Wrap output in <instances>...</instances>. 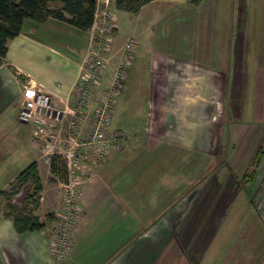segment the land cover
Instances as JSON below:
<instances>
[{
  "label": "crops",
  "instance_id": "obj_1",
  "mask_svg": "<svg viewBox=\"0 0 264 264\" xmlns=\"http://www.w3.org/2000/svg\"><path fill=\"white\" fill-rule=\"evenodd\" d=\"M153 1L134 14L144 22L139 35L156 38L149 40L148 53L137 56L135 39L110 122L126 140L90 166L69 253L56 259L50 251V229L63 198L48 194L43 182L33 211L42 229L18 233L0 200V264H248L237 242L227 251L218 239L234 205L242 209L253 201L251 183L239 182V175L264 148V43L261 37L249 41L245 30L238 37L233 22L216 47L207 37L204 2L167 9ZM91 45L90 28L54 17L26 18L8 40L0 63V192L40 163L34 123L16 118L23 84L32 80L57 106L70 101ZM249 45L257 58L252 84ZM114 72L110 63L104 84L110 85ZM212 162L220 163L213 172ZM242 217H233L231 243ZM257 256L253 264H259Z\"/></svg>",
  "mask_w": 264,
  "mask_h": 264
},
{
  "label": "rangeland",
  "instance_id": "obj_2",
  "mask_svg": "<svg viewBox=\"0 0 264 264\" xmlns=\"http://www.w3.org/2000/svg\"><path fill=\"white\" fill-rule=\"evenodd\" d=\"M181 2L184 4L193 5L195 8H197L200 3L204 2L203 10H207L209 12L210 23V26L208 27L207 37L212 44L216 45V47L226 28H230V24L233 25V22H235V26L237 25V27H239V29L237 30L238 37L242 38L244 36L245 30V35L247 36V39L249 41H252L253 39L258 41L261 37L262 43H264V0H178V2L176 0H154L153 4L158 6H165L167 7V9H170L172 6H175V4H181ZM113 5L111 6V9L115 13L117 29L115 31L114 36H112L111 41L109 42L108 49L106 50V61L105 66L103 68V72L106 71V68L109 66L110 63H114L116 72L118 66H120L122 47L127 38L133 36V38L138 40V48L140 47V51L138 50L136 52V56L139 53H148V49L151 48V43L149 42V40L154 42V38H156L153 37V35L147 37V32L144 35H139L138 30L143 27L142 25L144 22H142V20H140L139 17L136 16L134 13L121 10L122 8L117 7L115 4ZM153 6L154 5L152 4H148V6L146 7L150 9ZM149 9H146L145 12H143V15H145V17L146 11H148ZM134 49L132 50L133 52ZM251 49L252 46L249 45L247 59V81L252 84L254 82V78L256 77L257 58ZM136 56L134 57L135 60ZM131 63L132 61L130 62V64ZM129 65H127V67H124L126 71ZM139 67L143 68L144 66L141 65ZM83 70L84 67H82L80 71H78L79 74L78 76L76 75L74 83L71 86L70 93L72 94V99L67 102H62V104L59 106L55 105L52 102L53 107L64 108L62 113L56 114L55 112H52L49 114V112L45 113L43 110H41L40 112H36V114L39 116V120L36 123V129L38 132L34 137V141L37 144L40 153V163L36 165V171L40 179L41 186L44 182L46 187H48V194L52 195V197L57 196L58 198H63L60 184L64 181L60 179L58 174H54L50 171L49 161L52 156H54L55 159L60 162V164L62 162L64 164H67L66 166L70 170V173L73 175V177H75V179L79 181L81 194V185L84 183L86 177L91 173L90 166L94 167L98 163L103 162L114 151V148H111L109 152L106 153H88V155L84 157L83 160L78 162L75 160V158L77 157V152L81 153L83 151L82 148L78 144H76V141L78 142L79 140H81L82 137L86 134V130L89 128L88 124L90 123L93 116L92 112L95 104L105 99L104 97H95L93 98L94 102L90 101L85 109L81 107L78 108V102L75 95V87L76 81L78 80V77ZM121 84L122 83H120V85ZM100 86L102 88H108L110 85H106L102 81ZM120 88L121 87H119V90ZM112 104L114 105V102H112ZM72 106L78 110H81L82 115L85 117V120L83 122L78 120L77 117H79V113H75V110L73 111V109L71 108ZM117 115L120 114L117 113ZM72 121L75 122V124L69 127V123ZM263 149H258L256 151L255 158H257V160L254 161L252 167L250 166L251 168H248L249 171H253V174L250 177L251 180L249 181V183L251 184L248 185V191L252 195L251 198L253 201L249 203V201L247 200L248 203L246 202L243 205L242 209L236 208V206H238L236 203L239 199L236 201V205H234L232 210L229 212L227 219L225 220L223 228L220 231L221 235H219L218 239V241H220V243L225 246L227 251H229L232 246L236 245L237 242V248L244 255H246L248 264H253L255 261H257V254H259L260 257L259 264H264V159L261 158L263 154ZM219 167V162H212L211 172L218 169ZM214 176H216V174ZM239 176L242 178H239V182L240 180L244 181L245 178L249 177L248 174L245 172L240 174ZM228 179L224 178V185L226 181H228ZM33 187L34 185L30 181H26V183H21L17 180H14V182L9 186V188L5 190L6 193L10 194V196L7 197L2 194L0 195V200L3 205V208L8 198L10 199V202L16 205H20L23 199L25 198L26 194L32 193ZM79 199L80 196L77 198V204L79 208L78 216L81 214V206L79 204ZM181 202L183 205L185 199L181 200L179 203ZM41 210L42 208L40 209V212ZM235 215L243 216L242 219L238 222V225H240L239 228L242 229L240 232L241 234L239 233L238 237L235 240L233 239L235 242H233L232 240L231 243L230 236L232 234V225L234 223L233 217L235 219ZM54 222L55 219L53 223ZM52 228L53 224L51 226V229ZM255 228L259 230L258 232L261 236L255 232L256 230H251ZM72 229L74 230V228ZM249 231L250 233L247 234L246 232ZM247 254H250V256L248 257ZM230 255L231 254L228 252L227 258H230Z\"/></svg>",
  "mask_w": 264,
  "mask_h": 264
},
{
  "label": "built area",
  "instance_id": "obj_3",
  "mask_svg": "<svg viewBox=\"0 0 264 264\" xmlns=\"http://www.w3.org/2000/svg\"><path fill=\"white\" fill-rule=\"evenodd\" d=\"M115 4V0H96L94 20L91 30L92 45L89 53L84 61V70L78 77L75 87V95L78 102V108L85 109L90 101L94 102L95 97H104L101 102H98L93 107L92 119L88 124L89 128L86 134L82 137L78 144L82 148V152H77L75 160L81 161L88 153L95 154L109 152L111 148L119 149L126 140V134L121 130L111 129L110 122L116 95L122 83L127 65L132 61L133 49L136 45V40L133 37L127 38L124 42L120 58V66L114 73V77L108 88H102L101 80L103 68L106 61V50L109 42L114 36V30L117 29L115 13L111 6ZM114 7V5H113ZM68 107V106H67ZM75 113H79L78 120L84 121L85 117L81 110L71 107ZM43 110L45 113L55 112L62 113L64 108H55L52 105V97L50 93L36 88L34 82L28 79L23 84V100L17 111L16 118L18 121H30L34 123L33 136L37 134L36 123L39 116L36 112ZM75 122H70L69 127ZM67 164H65L66 166ZM67 178L61 182V192L63 201L60 209L55 214V222L50 232V251L56 258L67 256L72 245V232L76 220L78 218L77 198L80 196V184L75 177L70 173L66 166Z\"/></svg>",
  "mask_w": 264,
  "mask_h": 264
},
{
  "label": "trees",
  "instance_id": "obj_4",
  "mask_svg": "<svg viewBox=\"0 0 264 264\" xmlns=\"http://www.w3.org/2000/svg\"><path fill=\"white\" fill-rule=\"evenodd\" d=\"M150 1L115 0V5L136 13L142 5ZM95 5L96 0H0V63L6 54L8 40L20 32L24 19L31 18L41 21L48 17H54L79 29H89L94 20ZM256 160L257 158L254 161ZM49 168L52 173L58 174L61 180H66V166L63 162L60 164L54 156L50 158ZM245 173L249 177L245 178L244 181L249 182L253 171H246ZM15 180L21 183L30 181L34 185L33 191L26 194L20 205L10 202L8 198L3 208L4 216L12 220L18 233L42 229L44 223L39 221L38 217L33 214L34 209L38 207L42 189L36 171V164H30L18 174ZM1 194L7 197L10 196L5 190L1 191Z\"/></svg>",
  "mask_w": 264,
  "mask_h": 264
}]
</instances>
